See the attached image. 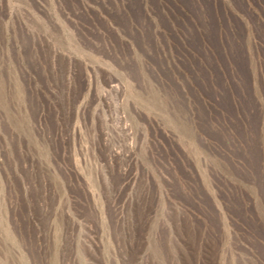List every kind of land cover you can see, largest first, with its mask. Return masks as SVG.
<instances>
[{
    "label": "rangeland",
    "instance_id": "1",
    "mask_svg": "<svg viewBox=\"0 0 264 264\" xmlns=\"http://www.w3.org/2000/svg\"><path fill=\"white\" fill-rule=\"evenodd\" d=\"M0 264H264V0H0Z\"/></svg>",
    "mask_w": 264,
    "mask_h": 264
}]
</instances>
